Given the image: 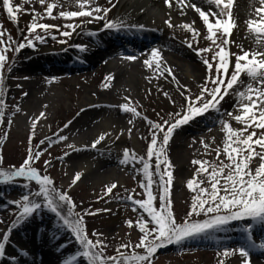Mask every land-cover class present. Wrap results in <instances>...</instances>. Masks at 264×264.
I'll return each instance as SVG.
<instances>
[{
  "label": "bare ground",
  "instance_id": "obj_1",
  "mask_svg": "<svg viewBox=\"0 0 264 264\" xmlns=\"http://www.w3.org/2000/svg\"><path fill=\"white\" fill-rule=\"evenodd\" d=\"M192 1H196L205 7L208 5H206L205 0ZM107 2L108 0H96V4L101 7H111L106 20L116 22L122 20L126 27L116 31L104 29L106 21L85 22L73 32L71 38H65L58 31L53 30L48 38L45 36V43L35 42V48H29L19 53L11 52L17 55L19 60L12 65L13 70L10 72V76L5 79L4 99L7 108L3 124L0 125V136L3 139L6 134V139H3V143L0 144V154L3 156L5 147H10L12 138L14 139L12 141L13 146L16 142L19 149L30 145L35 147L39 145L40 150L48 149L40 159L44 157L46 161L51 160V166L46 169L52 167V169L58 170V174L55 173L59 178H52L55 187L57 190L67 192L71 197L75 194L87 196L92 190L102 192L106 185L112 183L118 185L113 190L112 199L120 198L121 191L123 192L129 187L127 184H132L130 190H135L133 195L142 192L139 185L144 177L136 171L141 165L136 164L134 168L132 164H121L123 151L125 149L130 152L134 150L137 156L146 158L151 134L149 125L142 117L146 116L153 122L162 123L163 120L171 121L173 117L170 114L178 112V110H168L161 104L160 107L158 106L156 114L147 115L149 105L153 106L154 103L160 102V98L165 97L164 92H167L168 97L177 104L178 109H182L185 104L180 101L179 94L181 91H185V94H191L194 97L198 90L190 93L186 90L190 89V84H194L195 81L198 82L201 77V69L198 65L194 66L182 61L183 59H190L196 63L192 52L178 42V36L174 34L176 32L175 27L169 28L165 23L167 19L171 18L173 25L180 30L179 33L184 34L186 31L182 30L179 25L196 20L192 8H184V14H181V7L174 4L169 9L165 6V0H112L115 7H112L111 4L105 6ZM239 2L241 5L244 4L242 0ZM247 2V6H243V10H241L244 17L252 11L249 0ZM61 10L63 9L59 11ZM53 14L58 17L55 10ZM112 14L114 19L111 18ZM50 20L51 24L60 26H63L66 21L59 17ZM80 20L86 21L87 18H76L71 22L76 23ZM141 25L143 28L139 27ZM63 30L65 29L61 27V31ZM60 40H67L69 43H60ZM156 41L160 47L158 45L154 49L161 52V63L171 68L179 83L174 82L165 72L164 75L167 76L170 83L166 86V83L160 79L162 77L160 72L156 71L155 67L148 68L143 63L146 59H152L151 52L153 49L147 54L141 53L145 47L148 49L151 46L149 44ZM58 44L62 45L57 46ZM80 46H84V48L82 49ZM133 52L141 54L140 57L133 55ZM7 56L10 57V55ZM126 56H135L136 59L127 60L124 58ZM94 67L100 68L94 69ZM110 74L114 79L111 81V86L105 88V78ZM96 79L98 80L96 88H89L87 85L92 82L91 80ZM159 80L162 81V84L159 83ZM241 80L244 81V84L249 81L247 76ZM80 82H84V85H81ZM64 84H69L66 87L69 93H73L74 89L77 91V87L80 88V91L66 96L56 89ZM134 87L136 91H134ZM242 87V85H237V88L242 89ZM24 93L27 95L25 96ZM137 94L145 98L144 103L136 99ZM124 103H130V106H134L141 113V117H134L132 113L123 112L119 105ZM235 104L236 97L230 93L221 102L220 113L210 110L196 117L189 124L183 125L174 132L167 146V155L173 165L172 189L177 191L174 196L171 193L173 211L174 214L176 213L177 222H182L179 218L182 212L177 209L180 204L179 201L189 202L194 195V193L188 195L191 191L187 189L186 182L191 178L187 176V169L194 154L198 153L199 146L190 147L187 143V136L192 137L203 131L197 128L203 123L211 136H224L218 123L220 120L231 121L227 115L229 111L233 115L238 114L234 108ZM17 106L21 111L15 112ZM14 112L15 115H13ZM41 112L45 113L43 118H40ZM37 118L40 119L33 136L31 125ZM9 120L12 121L10 126ZM129 120H132L133 123L129 124ZM69 121L71 124L65 129L64 125ZM129 128L132 129L130 136L128 134ZM146 128L148 140L145 135ZM61 129L64 130L61 132ZM121 132L124 134L119 135ZM57 133L67 136L68 139L54 143L51 147L47 142L40 145V141L45 140L46 137L55 140ZM104 133H111V135L97 145L96 149H92L93 141ZM143 136L146 137L144 142L141 141ZM68 144H72L80 150L72 151L67 148ZM34 150H38L37 147ZM65 152H70V155L65 157ZM61 157L63 159H60ZM40 159L35 162L34 167L40 170L42 174L49 175L43 168V163H40ZM152 163L155 164V158H153ZM257 165L258 163L255 167ZM152 170L155 171L154 167ZM77 172L82 173L81 180L70 187L71 180ZM131 176L134 177L133 180ZM36 186L33 184L29 189H20V192L22 194L29 191L34 192L38 190ZM8 189H11L8 183H0V190L6 191ZM153 190L156 191L155 186ZM155 203L159 207L158 198ZM125 207L131 209L133 213L135 212L133 205L121 203L108 205L106 209H110L111 211H108L110 213L117 212L120 214V209ZM137 210L142 213V210ZM143 215L147 219V214ZM119 218L117 217L105 226L111 231L112 238L116 240L118 237H116L117 232L114 230L116 224L120 223ZM2 220L5 229H0V238L12 223L9 224L3 218ZM51 220L50 222V217L42 215L41 210H39L22 226L13 230L10 242L6 247L7 256L3 261H0V264H62L64 259L75 254L71 237L62 229V224L54 217H51ZM248 225L252 228L251 235L256 243L264 242V224L243 220L234 221L225 226L224 230L211 233L214 239L201 241L196 237L185 240L179 245L167 247L171 250L182 249L181 252H178L177 255H179L196 246L205 249L208 245L218 247L225 244L224 247H229L232 245L229 243H236L247 248L250 253V264H264V249L248 247V234L243 231V228ZM19 229L26 230L27 233L21 234V237L17 238L16 232ZM11 240L16 241L18 245L12 243ZM25 251L28 255L24 254ZM9 255L15 259L9 258ZM77 264L80 262L78 261ZM228 264H243V259L237 257Z\"/></svg>",
  "mask_w": 264,
  "mask_h": 264
},
{
  "label": "snow or ice",
  "instance_id": "obj_2",
  "mask_svg": "<svg viewBox=\"0 0 264 264\" xmlns=\"http://www.w3.org/2000/svg\"><path fill=\"white\" fill-rule=\"evenodd\" d=\"M65 2L70 6L74 5L79 10H61L58 12L59 18L66 21H74L76 18H87V20L81 21L80 24L65 23L63 26L41 23L40 21L45 18H58L53 13L55 9L63 8L64 5L60 3V0H22L20 4H14L13 0H2V7L11 22L18 24L19 14L22 12L30 14L32 20L27 26V34L25 35L22 31L23 40L20 42L15 41L11 33L6 32L3 24L0 23V125L3 124L7 108L4 99L5 70L8 73L12 71L7 56L9 51L19 53L25 47L35 48V42L45 43V36L50 35L53 30L58 31L65 38H71L73 32L85 22L106 21L104 29L116 31L126 27L122 20L120 22L107 21L106 18L111 7H101L96 4V0H65ZM35 3L44 8L43 13L36 11L34 7L24 8V4L33 5ZM108 3L115 7L112 0H108ZM205 3L214 7L215 11H212L211 8L205 11L195 3H191V0H165V6L169 9L174 4L181 7V14H184V8H192L206 26V35L203 38L210 42L209 46L194 49L201 56L207 71L203 83L199 86V93L193 97L191 94H185V91H181L180 94L184 97L185 105L181 112L170 114L173 117L171 121L163 120L162 123H157L149 120L146 116L142 117L149 125L151 134L146 158L137 156L134 150L130 152L125 149L120 160L121 164H132L134 168L136 164H140L141 167L137 168L136 171L144 177L139 185L142 192L135 193V195L129 194L126 198L134 206L133 211L142 210L135 221V226L141 233L138 242L134 245L131 242L121 244L116 249L117 255H105L104 250L107 245L102 239L103 233L93 232L92 237L95 239L90 238L84 216L111 210L98 209L96 212L91 210H85L84 213L76 212L77 205L71 196L65 191L57 190L53 179L34 167L35 162L39 161L44 152L48 150H40L39 145H37L38 150L36 151H33L32 148L28 149L27 157L19 167L11 166L9 169L0 167V183H12L17 179H23L27 182L23 185L26 189L30 188L31 182H35V185L38 186V190L29 191L23 194L21 199L12 202L16 205L18 212L14 221L0 238V261H3L7 256L6 247L10 242L12 231L22 226L42 207L59 217L62 226L71 233L79 245L75 254L64 259L62 264H77L78 261L80 264L85 261L86 264H153V258L159 249L172 244H181L185 240L201 235L222 231L225 226L234 221L251 220L264 224V0H249L252 11L248 14L249 18L245 21V25L247 34L253 37L256 46L254 50L245 49L242 44H237L231 39L233 30L237 28L233 15L235 0H205ZM165 23L169 28L176 27L171 18L167 19ZM193 24L194 22L179 25L182 30L192 35L191 41H185L190 49L193 48V42L199 43L200 37L199 30L194 28ZM61 27L65 30L61 31ZM139 27L143 28L142 25ZM53 39H55L54 36ZM59 42L67 43V40H60ZM233 45L239 50L238 52L231 51ZM80 47L84 48V46ZM204 54H211V58H207ZM151 57L152 59H146L143 62L148 68L155 67L161 76L167 72L174 82L179 83L171 68L161 63L162 55L159 50L153 49ZM124 58L127 60L136 59L135 56ZM230 68L232 69L231 74H229ZM242 74L248 77L249 82L247 84L241 80ZM113 79L111 74L108 75L105 78L104 87H110ZM237 85H242V89L237 88ZM233 89L236 90L232 91ZM186 91L190 93V89ZM230 93L236 97L234 108L238 114L233 115L229 111L227 115L241 127L233 128L228 120H220L224 140L222 149L216 148L214 150L215 160L194 159L192 161V164L198 167H196L193 177L187 180L186 187L194 195L185 218L182 222H177L171 198L174 180L173 165L167 155V146L174 132L183 125L189 124L196 117L210 110L220 113L221 102ZM24 95L26 96L27 93ZM164 95L168 97L169 94L164 92ZM119 107L125 113H132L134 117H141V113L134 106H130V103H124ZM19 111L21 109L17 106L15 112ZM44 116L45 113L41 112L40 118ZM40 118L34 120L31 125L33 136ZM11 123L12 121L9 120V126ZM132 123L133 121L129 120V124ZM70 124L71 121L65 124L64 128H68ZM131 132L132 129L129 128V136ZM123 134L121 132L119 135ZM110 135L111 133L101 134L93 141L91 148L96 149L97 145ZM3 139H6V134ZM3 139H0V144L3 143ZM67 139V136L57 133L55 140L46 137L45 140L40 141V145L47 142L51 147L52 144ZM201 143L205 149L210 148V145L203 140ZM67 148L72 151L80 150L72 144H68ZM221 154H223L224 159H221ZM68 155L70 152L64 153L65 157ZM153 158H155L154 165L152 163ZM257 160L258 165L253 168V162ZM2 163L3 156L0 154V165ZM49 166H51V160L45 161V169ZM153 167L155 171L152 170ZM81 177L82 173L77 172L69 186H74L81 180ZM117 186L116 183L106 185L104 194L99 198L103 199L104 196L110 195ZM157 198L159 199V207L155 203ZM145 213L147 219L143 215ZM201 215L207 218L203 220L193 219L194 216ZM0 223H3L2 219H0ZM126 224L129 228L134 226L131 219L127 220ZM243 231L248 234V247L264 249V242L257 244L253 239L250 225L245 226ZM137 250H142V252ZM24 254L28 255L26 251ZM236 254H239L243 259V264H250V253L245 247L224 250L221 253L223 257ZM11 259H15V257H11ZM220 264H224L223 259L220 260Z\"/></svg>",
  "mask_w": 264,
  "mask_h": 264
},
{
  "label": "rangeland",
  "instance_id": "obj_3",
  "mask_svg": "<svg viewBox=\"0 0 264 264\" xmlns=\"http://www.w3.org/2000/svg\"><path fill=\"white\" fill-rule=\"evenodd\" d=\"M242 1L244 3L243 5L240 4L239 0H235V3H234L233 15H234V18H235L236 23H237V28H235L233 30L231 39L236 41L237 44H242L245 49H253L254 50L256 46L254 44L253 37L250 34H247V28L245 25V21L249 18V15L244 17V15H242V12H241V10H243L242 7L243 6L246 7L248 2H247V0H242ZM13 2H14V4H20V3H22V0H13ZM60 3H62L64 5L63 8H60V9L71 10V11L79 10L74 5L70 6L68 3L65 2V0H60ZM99 3H101V2H99ZM191 3H195L198 7H201L205 11H208L210 8L212 11H215V8L209 4L207 5V3H206L207 7L199 4L196 1L193 2L191 0ZM106 5H109V3L107 2L105 4V6ZM256 6L258 7L259 5L257 4ZM31 7H34L36 9V11L41 12V13H43V11H44V8L41 7V5L38 3H35L33 5L24 4L25 9H30ZM60 9H55V11L58 13ZM193 12L195 13L194 16L196 19V20H193V22H194L193 27L198 29L200 32L199 43L193 42V48L190 49L187 47L185 41H191L192 40L191 33L186 31L184 34H181V33H179L180 30L175 27L176 32L174 34L176 36H178L177 37L178 42L185 45L188 48V50L190 52H192L191 54L193 55V58L196 59V63H194L190 59H183L182 61L185 63L193 64L194 66L198 65L201 69L200 80L198 82L195 81L194 84H190V86H189L190 92L194 91V90H198L196 93V94H198L199 90H200L199 86H200V84L203 83V81L207 75V71H206V66L202 63L201 56H199L194 49L208 47L210 42L203 38L206 35V26L203 24L198 13H196L194 10H193ZM111 18L114 19L113 14H112ZM31 20H32V16L30 14H25L22 12L19 14L18 24L11 22L8 19L7 15L5 13V10L2 7V0H0V23L3 24V28L6 32L11 33V35L15 41L20 42L23 40V36L21 35V33L23 31L25 35L27 34V26L31 22ZM81 21H83V20L77 21L76 23L80 24ZM40 22L41 23H48V24L52 23L51 20L48 18H45V19L41 20ZM66 22L67 21H65V23ZM70 22H67V23H70ZM193 22H189V24H191ZM41 34L43 35V33H41ZM50 35H46V37L48 38ZM67 43H69V42H67ZM61 45L62 44H58L57 46H61ZM158 45H159V43L157 41L154 42L152 44V48L143 50V53H141V54H147L150 50L154 49ZM159 47H160V45H159ZM29 48L30 47H25L24 49H22L20 51H23V50H26ZM231 51L232 52H238L239 50L235 47V45H233V46H231ZM11 52L12 51H9L7 53V55H10V57L8 58L9 59L8 61H9V64H11V66H12L13 64H16L17 60H19V59H18L17 55L12 54ZM132 54L136 55V57H140V55H141V54H136V53H132ZM204 55L207 56V58H209V59L211 58V54H204ZM233 63H234V58H233ZM95 68L99 69L100 67H94V69ZM12 70H13V67H12ZM99 71H101V70H99ZM231 71H232V69L230 68L229 74H231ZM9 76H10V73H8L5 70V79H7ZM244 76L245 75L242 74L241 78H244ZM160 79H162L166 83V86H168L170 84L166 75H163ZM91 81L92 82L89 83L87 86L91 89H95L96 85L98 84V80L96 79V80H91ZM159 83L162 84V81L159 80ZM80 84L84 85V82H80ZM68 86H69V84H64V85L58 86L56 89H58L60 93L65 94L66 96L72 95L73 93L74 94L78 93L80 91V88L77 87V91H75V89H74L73 93H69L66 89V87H68ZM233 90H236V89H233ZM134 91H136L135 87H134ZM168 91H171V90H168ZM136 96H137L136 99L139 100L141 103L145 102V98H143L142 95L137 94ZM179 98H180V101L185 104L184 97L179 94ZM160 100H161L160 102L154 103L155 105H153V106L149 105V108L147 110V115H151L152 113L156 114V110L158 109V106L159 107L161 106V104H163L166 107V109H168V110H175V111L178 110V112H181L182 109L179 110L177 104H175L174 101L170 97L165 96V97L160 98ZM230 123L232 124L233 128H238L241 126L234 120H231ZM218 125H221V124L218 123ZM198 128L202 129L203 131L199 132L198 134H195L192 137L187 136L188 137L187 143L190 145V147H193L194 145L199 146L198 153L194 154L193 159L189 163V168L187 169L188 170V173H187L188 178L193 177L195 169H196V167H198V166H194L192 164V161L194 159L214 161L215 160V151L214 150L216 148L222 149V147H223L224 136H218V137L217 136H211L209 134V131L206 130V127L198 125ZM147 133H148V131L146 128L145 129V135L146 136H147ZM223 135H224V133H223ZM0 139H1V136H0ZM148 139L149 138L147 136V140ZM11 140L13 141L14 139L12 138ZM15 140H16V138H15ZM144 140H146V137L143 136L141 141L144 142ZM201 140H203L205 143L209 144L210 148L205 149L203 144L199 145L201 143ZM12 141H11L10 147H8V148L5 147V151H3L4 152V154H3L4 158H3V163H2V165H0V167H3L4 169H9V168H11V166L19 167L23 163L24 159L27 157L29 148H32L33 151H36V150H34L36 148L34 145H30L29 147L19 149L18 143L15 142V145L13 146ZM221 159H224L223 154H221ZM45 161L46 160L44 157H42L40 159V163H43V168H45ZM257 163H258V160L253 162V165H252L253 168H255V165ZM50 168L51 169H45V171H47L49 173L50 178H55V177L59 178V176H57L58 170L52 169V167H50ZM131 177L133 180L134 177L133 176H131ZM24 183H27V182L24 181L23 179H17L16 181H14L12 183H8L9 188H11V189H8L6 191L0 190V196H1V198H0V219H2V218L5 219L6 221L9 222V224L14 221L15 215L18 212L16 205L12 202L22 198L23 194H22V192H20V189L25 190V188L23 187ZM33 184H35V182H31L30 187H32ZM127 185L129 186L127 188V191L126 190L123 192L121 191L120 198H116V199H112V197L114 195V191L110 195L104 196L103 199H100L99 197L104 194L105 190H103L102 192L92 190L90 195H87V196L75 194L74 196L71 197L72 200L77 205L75 211L78 213H84L85 210H91L93 212H96V210H98V209L101 210L102 208L103 209L108 208V205L120 204V203L132 206L131 202L128 201L126 198L129 194H134V192H133V190H130L132 184H127ZM54 186H56L55 183H54ZM36 187L38 188V186H36ZM171 193L174 196V194L177 193L176 189H172ZM188 195H192V192H189ZM139 198H143V197H139ZM185 198H188V197H185ZM179 202H180V204L178 205L177 209L180 212H182L181 216H179V218H181V220L183 221L187 212L189 211L191 201L185 203L184 200L183 201L181 200ZM41 214L42 215H48L50 217V222L52 221L51 217H54V218H56L57 221H59L62 224V221H60L59 217H57L55 215V213L50 212L45 207L41 208ZM140 214H141V212L138 210L133 213L131 211V209H129L128 207H125L123 209H120V214H117V212L110 213L108 211H99L96 215H86V216H84V222H85L86 229H87V232H88V235L90 236V238L95 239V237H92L93 232L103 233L102 239L104 240V243L107 245V248L104 250L105 255L112 256V255H117L116 249L119 248L121 244L131 242L134 245L135 243L138 242V240L141 236V233L138 231V228L135 226V221L138 219ZM117 217H120L118 219V221H120V223L116 224L114 232H117L116 237H118V240L113 239L111 236V231L108 228H105V226L109 222L113 221ZM206 218L207 217H205L203 215L198 216V217H196V216L193 217L194 220H203ZM129 219H134L133 220L134 226L132 228H129L126 224V221ZM149 226L151 227V225H149ZM61 227H62V229L67 231L70 236H72L71 233L66 228H64L63 226H61ZM37 228H38V226H37ZM0 229H2V230L5 229V226L2 223H0ZM16 233H17L16 237L20 238L21 234L25 235L24 233H27V231L26 230L23 231L22 229H19ZM197 239L201 240V241L202 240L206 241L208 239H214V236L210 233L208 235H201V236L197 237ZM73 240H74V238H73ZM133 240H134V242H132ZM11 241L15 245H18V243L16 241H14V240H11ZM58 243H60V242H58ZM75 244L78 245L77 243H75ZM229 244H232V245L229 247H224L225 244H222V246H218V247L208 245L205 249H202V248H199L196 246V247H192V250L187 251L185 253H181L179 255H177V254H178V252H181L182 249L179 248V249L171 250V248H169V247H164V248L159 249L158 252L156 253V255L154 256L153 264H220L221 259L224 260V264H228L231 260H234L235 258L240 257L239 254L229 256V257H223L221 255V253L224 250L238 249L241 247L240 245H238L236 243H229ZM172 245H179V244H172ZM122 250L123 251H129V250H125V249H122ZM137 251L142 252V250H137ZM174 254H176V255H174ZM11 256L12 255H9V258H11Z\"/></svg>",
  "mask_w": 264,
  "mask_h": 264
}]
</instances>
